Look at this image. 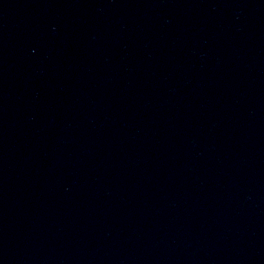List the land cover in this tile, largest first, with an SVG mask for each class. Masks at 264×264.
Returning <instances> with one entry per match:
<instances>
[{
  "label": "water",
  "instance_id": "obj_1",
  "mask_svg": "<svg viewBox=\"0 0 264 264\" xmlns=\"http://www.w3.org/2000/svg\"><path fill=\"white\" fill-rule=\"evenodd\" d=\"M0 264H264V0H0Z\"/></svg>",
  "mask_w": 264,
  "mask_h": 264
}]
</instances>
